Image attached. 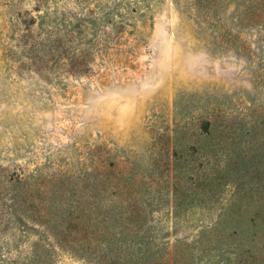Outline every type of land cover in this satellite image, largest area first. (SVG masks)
<instances>
[{
    "label": "rangeland",
    "instance_id": "1",
    "mask_svg": "<svg viewBox=\"0 0 264 264\" xmlns=\"http://www.w3.org/2000/svg\"><path fill=\"white\" fill-rule=\"evenodd\" d=\"M264 264V0H0V264Z\"/></svg>",
    "mask_w": 264,
    "mask_h": 264
},
{
    "label": "trees",
    "instance_id": "2",
    "mask_svg": "<svg viewBox=\"0 0 264 264\" xmlns=\"http://www.w3.org/2000/svg\"><path fill=\"white\" fill-rule=\"evenodd\" d=\"M118 264H122V263H118ZM123 264H130V263L124 262ZM134 264H143V263L135 262ZM154 264H160V263H154ZM163 264H166V263H163Z\"/></svg>",
    "mask_w": 264,
    "mask_h": 264
}]
</instances>
